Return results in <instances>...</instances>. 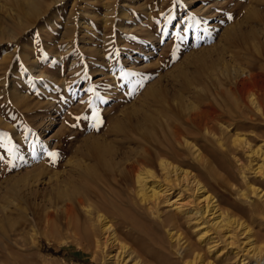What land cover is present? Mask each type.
Here are the masks:
<instances>
[{"label":"rangeland","instance_id":"obj_1","mask_svg":"<svg viewBox=\"0 0 264 264\" xmlns=\"http://www.w3.org/2000/svg\"><path fill=\"white\" fill-rule=\"evenodd\" d=\"M233 65L264 86V0H0V263L114 264L116 249L105 257L53 216L37 210L33 218L32 197L25 203L18 194L38 178L30 187L41 202L63 176L98 189L85 166L99 174L103 161L148 147L191 170L223 217L263 244L264 114L224 79ZM186 104L205 111L211 131L182 122ZM160 120L183 129L172 152L151 148L150 139L163 137ZM236 134L259 155L233 143ZM129 180L109 182L116 195L92 199L127 248L121 264H189L188 247L202 258L195 264H264L191 213L190 190L155 208Z\"/></svg>","mask_w":264,"mask_h":264},{"label":"bare ground","instance_id":"obj_2","mask_svg":"<svg viewBox=\"0 0 264 264\" xmlns=\"http://www.w3.org/2000/svg\"><path fill=\"white\" fill-rule=\"evenodd\" d=\"M232 67L233 68L231 72L229 71L228 73H225L224 79L232 85L233 90L235 92V96L238 98L239 96H241L243 97V99L245 97L247 99L248 106H250V109L252 111L258 112L260 114H264V86H262V84H253L252 86L251 83L254 77V76L252 77V74L247 73L246 75V70L240 68L239 66L233 65ZM247 83L248 85L251 84V87L246 86L245 84ZM175 102L172 101V103ZM189 105L186 106L188 108L185 107L189 111L185 115H183L181 110L180 112H178L179 114L175 112L179 116V118H183L182 122H184L189 127L195 126V129L198 130H202L205 132L211 131L210 128L212 127L210 126L208 120L206 119L205 111H201V110L194 111L195 109L193 107H190ZM173 109L172 111L175 110ZM178 109H176V111H178ZM162 121L160 120L158 122L159 128L161 129L160 133L158 134H160L161 136L163 135V137L161 136H160L161 138L155 137V139L152 141H150L151 139L148 140L151 144V148L152 147L156 149L167 148L166 150L172 152L174 151L173 147H175V144L176 143L179 144L180 134L183 131V129L180 126H178V124H174L173 126H170V123L168 121L165 122ZM145 127H147L146 124L141 123L138 126H135L134 128L136 130H140L141 128H145ZM236 135L237 136H234V139L231 140L233 143L234 142L235 143L237 142V144L243 143V146L248 148L249 151H251L252 153L255 152L258 154L260 152V151L257 152L259 150L258 148L252 150L246 139L241 138L239 134ZM139 150L140 152L137 151L134 152V154L131 152L133 155L132 156L130 155V157H128L127 159L126 156H124L125 157V159L123 158L124 160L119 159L120 157L118 158L119 160H116L117 157L116 155V157L113 156V158L115 157L114 159L111 157L112 160L110 161L108 160L106 162H104L98 156L99 153L101 154V151L98 153L95 150L98 154L95 153L94 156H91V158H93L95 162H97L96 164L98 163L101 164V162H99L100 160L103 161V164H106L105 170L101 169L103 170V172H100L99 174H97L96 171L90 173L88 172L89 170H92L89 169V167L92 166L90 165L88 167L85 166V168H83L84 169L83 171L87 172L85 174L89 179L93 180L94 183L100 184L98 189H94L87 185L83 186L77 181L75 182L74 179H72V181L69 182L67 181L69 177H67L66 179L63 178L64 176L57 177L53 179L54 180L53 184L55 186V189L49 190L48 195L45 194V196L42 197L41 202H38L35 201L36 200L35 195L37 194L36 190L30 187V182L33 183V181L39 180L38 178H35L32 179V181L25 182L24 187L26 188L25 189L26 191L21 195L18 194L19 198L22 199V201H25L26 203L29 202L27 201V199H31L32 197L33 205L30 206L27 210L29 211L30 214L33 215V218H35V216L37 215V210H40L39 212L42 211L40 214L41 215L43 214L44 219L47 221H49L50 218L53 216L54 218L57 219V221L60 222V225L63 228H65L69 232H72L74 236L81 233L83 237L87 241L92 242V244L98 249V251H100L101 254L104 255L105 257L111 255L110 254L111 250L116 249L117 250L116 255L110 256L109 258L116 260L114 261V264H121L122 260L123 259L125 260L123 254L126 252L127 248L125 247L124 243L118 240L114 231V227L109 222V219L105 214V211L102 208H99L97 205H95L92 199L95 198L103 201L106 200L104 191L108 192L109 194L116 195V192L112 190L110 187H108L109 182L117 184L118 182H122L127 179L128 180L132 179L135 185L136 195H138L140 200H142V202H147L149 206L151 205V207H155V208L157 207L159 201H161L162 203L167 202V204L169 203L170 205L174 201H176L175 198L171 201L172 199L171 197L177 189H179V192L181 190L187 192L188 190H190L189 196H191V198L188 196L189 200H187L188 198L186 199L187 203H190V208H191L190 212L194 214H198L201 219H204L205 221L209 222L210 226L213 227V229L219 233L221 239L224 238L222 239L223 240L222 242H224L233 249H238V247H241L247 254H250L252 257L258 259H264V243L261 245L258 244L256 245L252 239L251 231L248 229L247 225L244 224L243 222L239 221L236 218H233L229 214L223 217L222 213L220 212L216 199H214V197L211 194H209V192H207V189L205 188L204 184L196 177V175L191 170L181 167L180 165L174 163V161L172 162V160L170 161L168 158H165L164 155H160V153L159 154L155 153V151H152L149 147L146 149L140 148ZM112 154H114V152ZM198 155L200 159L201 155L200 154ZM261 164H259L256 168L258 169V172H261L262 170ZM156 173L160 174V177H162L164 183H161V181L159 180V175ZM251 189H255V188L250 187V190ZM257 194H258L257 197H260L264 200L263 197L264 195L259 194V192H257ZM179 196L180 195H178L177 197L179 198ZM27 204L25 205V207L27 206ZM36 204L37 205L39 204V208ZM180 204L183 203L177 204L175 206V209H178L179 206H181ZM22 215L24 216L25 220L29 221V219L27 218L28 212L25 213L23 211ZM41 215H39V217ZM207 224L208 223H205V225ZM0 229L5 230V228L3 227ZM12 231L13 230H9L8 232L12 234ZM0 233L2 235L4 234L1 231ZM240 235L243 236L241 239L239 238ZM7 237H9V235ZM169 237L172 238L171 233ZM202 237H204V233ZM189 245L190 244H188V246ZM109 248L111 250L107 251ZM188 248H189L188 250L189 264H195L198 259L202 260L200 254L198 252H195V249H193L192 247H188ZM135 260L136 261H134L132 264H138L137 261L138 259ZM9 261L14 262L15 260L14 261L9 260ZM8 263L2 262L0 264H8ZM14 264L16 263L14 262Z\"/></svg>","mask_w":264,"mask_h":264}]
</instances>
